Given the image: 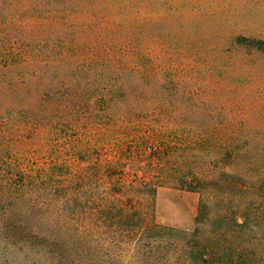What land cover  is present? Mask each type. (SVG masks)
Instances as JSON below:
<instances>
[{
    "label": "trees",
    "instance_id": "obj_1",
    "mask_svg": "<svg viewBox=\"0 0 264 264\" xmlns=\"http://www.w3.org/2000/svg\"><path fill=\"white\" fill-rule=\"evenodd\" d=\"M263 24L264 0H0V264H264ZM129 164L146 201L198 195L190 229L115 206Z\"/></svg>",
    "mask_w": 264,
    "mask_h": 264
},
{
    "label": "rangeland",
    "instance_id": "obj_2",
    "mask_svg": "<svg viewBox=\"0 0 264 264\" xmlns=\"http://www.w3.org/2000/svg\"><path fill=\"white\" fill-rule=\"evenodd\" d=\"M238 7V9H237ZM253 5L248 3L245 5H232L228 8L231 19L235 18L236 12L241 11L244 15L248 14L253 9ZM246 33L250 30L243 29ZM253 35L264 38V24L252 32ZM156 140L149 137L145 138L142 143L138 144L133 142L131 149L134 154L139 156V162L145 163L146 161H160L164 158L162 154L164 147L155 142ZM141 157H140V155ZM133 164L124 167L125 176L120 180V190L118 193L113 194V203L115 206L123 211L141 210L149 218L155 222L174 226L183 229H190L193 226V218L195 215V208L198 200L196 193L186 192L167 186L156 187L151 199L146 201V193L136 191L135 186L129 185L136 184L140 179H143L142 170L134 168ZM146 180L150 179L148 174L144 177Z\"/></svg>",
    "mask_w": 264,
    "mask_h": 264
}]
</instances>
